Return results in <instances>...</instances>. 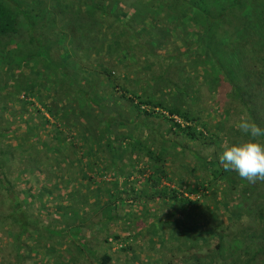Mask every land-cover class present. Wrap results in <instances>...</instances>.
Returning a JSON list of instances; mask_svg holds the SVG:
<instances>
[{
	"label": "trees",
	"instance_id": "trees-1",
	"mask_svg": "<svg viewBox=\"0 0 264 264\" xmlns=\"http://www.w3.org/2000/svg\"><path fill=\"white\" fill-rule=\"evenodd\" d=\"M241 116L264 0H0V264H264Z\"/></svg>",
	"mask_w": 264,
	"mask_h": 264
},
{
	"label": "clouds",
	"instance_id": "clouds-1",
	"mask_svg": "<svg viewBox=\"0 0 264 264\" xmlns=\"http://www.w3.org/2000/svg\"><path fill=\"white\" fill-rule=\"evenodd\" d=\"M242 139L229 143L219 155V164L248 182L264 180V129L244 116L235 124Z\"/></svg>",
	"mask_w": 264,
	"mask_h": 264
},
{
	"label": "rangeland",
	"instance_id": "rangeland-1",
	"mask_svg": "<svg viewBox=\"0 0 264 264\" xmlns=\"http://www.w3.org/2000/svg\"><path fill=\"white\" fill-rule=\"evenodd\" d=\"M209 115H210V114H209ZM208 118H210V121H212V123H215L216 120H217V118H218V112H217V111H215V113L212 112L211 115H210ZM206 119H207V118H206ZM32 248H33V247H32Z\"/></svg>",
	"mask_w": 264,
	"mask_h": 264
}]
</instances>
